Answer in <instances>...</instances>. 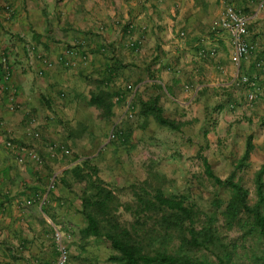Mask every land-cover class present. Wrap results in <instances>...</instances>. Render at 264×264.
I'll list each match as a JSON object with an SVG mask.
<instances>
[{
  "label": "crops",
  "instance_id": "crops-1",
  "mask_svg": "<svg viewBox=\"0 0 264 264\" xmlns=\"http://www.w3.org/2000/svg\"><path fill=\"white\" fill-rule=\"evenodd\" d=\"M227 2L250 15L245 40L252 50L239 72L252 78V86L237 80L230 60V36L220 25ZM257 2L0 0V264H55L56 230L68 235L66 264H100L95 237L82 238L79 231L84 222L79 199L69 196L63 183L82 158L74 159L71 150L61 154L59 148L50 156L46 148L48 141L68 146L80 136L93 137L94 106L88 98L95 79L112 92L113 116L131 85L138 95L157 96L164 115L193 124L183 136L191 140L186 146L178 145L177 128L135 130L126 124L125 140L137 143L140 157L145 153L170 163L184 159L203 132L210 137V116L227 161L233 146L243 152L248 134L255 149L264 150V8ZM67 46L77 53L66 56ZM249 89L253 99L247 97ZM117 94L122 96L116 99ZM11 103L17 108L9 109ZM135 104L134 94V111ZM117 118L116 130L127 117L120 112ZM9 138L35 146L42 163L18 162L5 145ZM50 174L56 175V185L46 191Z\"/></svg>",
  "mask_w": 264,
  "mask_h": 264
},
{
  "label": "trees",
  "instance_id": "trees-1",
  "mask_svg": "<svg viewBox=\"0 0 264 264\" xmlns=\"http://www.w3.org/2000/svg\"><path fill=\"white\" fill-rule=\"evenodd\" d=\"M95 81L88 104L98 110L99 118L108 121L113 117L112 92L101 86V80ZM135 96L141 115L180 128L179 122L163 114L157 96ZM254 148L248 134L243 152L233 159V167L224 177L202 157L208 179L228 191L225 200L213 199L217 209L212 213L186 191L167 189L169 177L151 164L141 179L127 185L132 200H122L118 190L99 175L91 158H82L63 178L69 188L80 185L76 196L84 219L81 237L103 241L113 250L108 258L115 264H264V162L253 174V201L237 174L249 166ZM121 208L131 214V220L121 219ZM232 230L237 236L227 239L224 231Z\"/></svg>",
  "mask_w": 264,
  "mask_h": 264
},
{
  "label": "rangeland",
  "instance_id": "rangeland-1",
  "mask_svg": "<svg viewBox=\"0 0 264 264\" xmlns=\"http://www.w3.org/2000/svg\"><path fill=\"white\" fill-rule=\"evenodd\" d=\"M143 95L146 96V98L152 96V94H149L147 92H141L140 96L142 98ZM121 111L122 108L120 107L117 113H115L117 115L111 117L110 120L106 121L97 116L98 110L94 107L92 112L94 113L93 117H95V121L93 120L92 123H90V126L94 130V135L92 138L89 137L88 139L81 138L82 136H80L75 141L76 143H68V147L71 150V155L74 158H91V161L98 166L99 175L104 178V180L111 187L118 190V193L122 200H132V195L127 185L130 182L141 179L145 175L146 166L151 164L154 168L158 169L161 172H164L169 177L170 181L166 184L167 189L172 191H186L202 209H204L208 213L215 212L217 207L213 204V199L215 197H218L222 200H225L228 197V191L224 188L215 186L208 179L203 171L202 157L204 156L209 160L213 171L217 175L224 177L232 169L233 159L240 156V154L237 153L238 148H235V146H233L232 154L231 156H229L228 161L225 159V156L223 158L220 155L223 153L220 149V145H222L223 142L218 136L214 138V135H217L218 132L213 131L215 117L210 116L211 122L209 125H213L212 128H209L208 130L211 131L210 137H207L206 133L203 132V137H201V140L197 141L199 145L196 144L197 148L193 153H191L189 156H186L184 159H182L181 156H178V161L170 163L167 162V160L157 161V157H152L150 155H146L145 153H143L144 157H140V149L137 143L133 144L130 143L133 141L125 140L126 132L124 130L126 129V127H128L127 125L135 130L143 129L144 127L151 128L157 125L159 126L158 128H160V126L169 127L159 124L154 119V117H152V115H148L149 117L145 116V118H142L139 113L138 104L137 106L135 104L133 117H127L125 119L122 118L123 120L121 119V123H119V126H117L118 129L114 131L115 136L113 138H109V132L112 126H114L116 129L117 123H113L114 121H117L115 119L119 116ZM170 118L179 122L178 125L180 126V128L177 129L182 140L178 141L179 143L177 142L178 145L184 144L186 146V144H189L187 141L191 140L187 139L183 141V136L184 134L188 135L189 132H191L190 128L193 124L191 122H182L181 118L177 119V117L175 116ZM118 121H120V119ZM198 133L200 134V132ZM112 140H115L116 142L114 143V141L112 142ZM253 151L254 152L250 154L249 166L247 168L239 170L237 173L241 178L243 184L249 190L248 197L250 201H253L255 198L253 183L254 171L260 166L261 163L264 162V150L258 147L257 149L254 148ZM140 158H142V160L144 159V163L141 166L139 165ZM139 166L141 167V173L138 171ZM64 186L68 189L69 196L76 197V192L77 190L79 191L80 185L74 184L72 188L67 187L66 184H64ZM120 216L122 220L132 219L131 214L122 208L120 209ZM224 233L226 234L225 236L227 239L237 236L238 234L234 230L227 232L224 231ZM95 239L96 241L94 242V246H97V255L100 264H115L108 258L113 250L103 241L97 238Z\"/></svg>",
  "mask_w": 264,
  "mask_h": 264
},
{
  "label": "built area",
  "instance_id": "built-area-1",
  "mask_svg": "<svg viewBox=\"0 0 264 264\" xmlns=\"http://www.w3.org/2000/svg\"><path fill=\"white\" fill-rule=\"evenodd\" d=\"M258 8H264V0H258L257 2ZM249 17L250 15L241 9L237 8L232 2H227L224 5L222 13L220 15V25L221 27L229 33L230 36V45H231V52H230V60L236 67V78L237 80L249 86L254 84V81L250 76L247 74H242L239 72V66L242 59L246 58L249 55V52L252 50V44L245 40V36L248 33L249 29ZM133 45V42H130ZM28 49L32 50V45H28ZM64 54L66 56H73L77 52L74 47L67 46L64 49ZM215 50L210 49L209 54L214 55ZM6 60V59H5ZM46 64H50V61L43 59ZM68 62L67 60L65 61ZM261 64V63H259ZM9 73L6 72L4 74V78L8 79ZM1 88V85H0ZM127 89L130 93L126 96L122 103V111L121 117H133V97L137 90V86L127 85ZM122 95L117 94L116 99H119ZM248 99H253L255 97V92L252 89H249L247 93ZM16 103H11L9 105V109L17 108ZM115 127L113 126L109 132V138H113L115 136ZM32 133L34 136L38 135L36 130H33ZM5 145L9 148H12L15 151V156L18 162L23 163L26 160L33 161L37 164L42 163L43 158L40 151L33 145L23 144L17 140L9 138L5 141ZM46 148L50 154V156H54L57 148L60 149L61 154H68L70 153V149L68 146L64 144H58L57 142L48 141L46 144ZM56 185V175L50 174L48 178V182L46 185V191H50L55 188ZM68 235L61 232L60 230H56L54 233V241L56 248L58 250L55 264H66L68 260V247L65 241V237Z\"/></svg>",
  "mask_w": 264,
  "mask_h": 264
}]
</instances>
